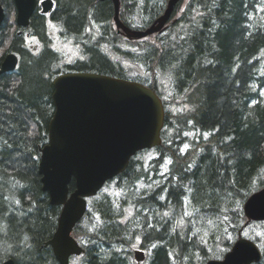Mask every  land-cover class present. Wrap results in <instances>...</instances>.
<instances>
[{
	"label": "trees",
	"instance_id": "16d2710c",
	"mask_svg": "<svg viewBox=\"0 0 264 264\" xmlns=\"http://www.w3.org/2000/svg\"><path fill=\"white\" fill-rule=\"evenodd\" d=\"M54 1L48 15L36 10L27 27H18L13 0H0V66L6 54L19 55L15 70L0 73V254L12 245L16 254L7 258L16 264H60L45 244L62 206L50 203L39 173L55 112L53 81L96 72L156 90L165 122L161 144L139 151L107 182L117 180L123 195L102 189L91 199L73 230L85 249L76 264H130L134 244L149 249L148 264L223 258L234 243L211 221L231 219L236 238L243 205L264 186V0H181L163 32L133 40L118 32L112 0ZM168 1L120 0V18L145 29ZM48 22L81 45L85 59L63 62L51 48ZM30 36L39 37L40 49L27 44ZM152 151L148 168L138 155ZM217 239L220 250L210 246ZM253 239L262 251L254 264H264L262 239Z\"/></svg>",
	"mask_w": 264,
	"mask_h": 264
},
{
	"label": "water",
	"instance_id": "95a60500",
	"mask_svg": "<svg viewBox=\"0 0 264 264\" xmlns=\"http://www.w3.org/2000/svg\"><path fill=\"white\" fill-rule=\"evenodd\" d=\"M112 1L118 31L129 39H142L163 32L181 0H169L165 11L145 29L127 26L120 18V0ZM15 2L18 23L28 25L38 0ZM41 4L47 13L55 2L43 0ZM3 19L0 7V25ZM16 64L17 57L8 55L0 71H10ZM53 84L55 112L49 141L41 148L39 173L50 203L62 206L57 230L47 244L60 264H71L72 255L84 252L72 232L87 211V199L123 172L138 151L161 144L165 108L149 86L108 74L68 72L56 77ZM244 211L247 223L264 220V187L250 195ZM135 257L141 262L145 254L136 250ZM260 258L258 246L241 236L223 259L207 264H252Z\"/></svg>",
	"mask_w": 264,
	"mask_h": 264
},
{
	"label": "rangeland",
	"instance_id": "374dc122",
	"mask_svg": "<svg viewBox=\"0 0 264 264\" xmlns=\"http://www.w3.org/2000/svg\"><path fill=\"white\" fill-rule=\"evenodd\" d=\"M176 19H177V17H173L172 21H175ZM58 30H59V28H57L55 25H53L52 22H48V31H49V34L51 37V40H50L51 48L57 50L63 56V62L72 63L78 59H85L84 53L81 49V45L76 44L75 40L69 36L64 37L62 35V33L57 34ZM34 41H35V39H31V41H29V44H35L36 42H34ZM139 70L142 72L143 71L142 67L136 66L134 68V71H139ZM161 82H162L161 88L164 91L165 90L168 91V89L171 85L169 79L166 76H163V77H161ZM155 156H156V154L152 151V152H148L147 154L141 153L140 155H138V159H143L145 162V165L148 168H150V166H151V160L150 159L152 157H155ZM161 170L164 173L167 170V165L162 166ZM259 177H262L264 179V169L262 170V173ZM256 183H257V185L260 184V182H258V181ZM141 187H147V185L144 183H141ZM259 189L260 188H257L256 190H259ZM103 190L111 193L115 197L123 195L122 194L123 192H122L120 185L117 184V180H113L112 182L108 183V185L105 186L103 188ZM243 210H244V205H243ZM221 215L222 214H220V216ZM223 215H225V214L223 213ZM244 215H245V213H244ZM246 222H247V217H246V219H244L241 222V224H240L241 226L239 228L238 235L236 238L233 237L235 233H234V231H232V227L234 226V224H232L231 219L225 220L224 217L222 216L218 219V221L215 220L213 223L211 221L210 224H211V227L214 225L224 227L225 232L227 231L228 238L232 239L233 243L239 238V233H241L244 238L250 239L252 241H254L253 237L260 236L262 239L261 243H262L263 248H264V221H262L258 224L254 223L252 221L249 222L248 224ZM219 240L220 239H217L216 241L211 242L210 246L212 247L215 245V248H219V250L222 249V247H224V246H222V241H219ZM9 247L10 248L6 249L8 251H5L2 254H0V255H3L0 258V260L3 259L2 263L4 261V258L8 257V255H10L12 253L16 254V253H14V250L12 249V245ZM135 249L145 250L146 258L144 259V261L141 264H148L149 249L142 248L141 245H137V244H134L132 246L131 253H130V255L128 254L129 263L130 264H138L137 260L135 259V255H134ZM228 250H230V248ZM228 250H226V252ZM79 262H80V257H78V256L72 257L71 264H76Z\"/></svg>",
	"mask_w": 264,
	"mask_h": 264
},
{
	"label": "bare ground",
	"instance_id": "6f19581e",
	"mask_svg": "<svg viewBox=\"0 0 264 264\" xmlns=\"http://www.w3.org/2000/svg\"><path fill=\"white\" fill-rule=\"evenodd\" d=\"M16 0H14V5H15V8H16V24H17V26L18 27H27L29 24H30V22H29V24L28 25H26V26H23V25H20L19 23H18V20H17V16H18V8H17V5H16V2H15ZM43 1V0H42ZM42 1L40 2V5L42 6ZM113 2V1H112ZM114 4V3H113ZM120 5H121V2H120ZM37 6H38V4H37ZM37 6H36V8H37ZM0 7H2V9H3V12H4V19H3V21H2V23H1V25H0V30L2 29V26H3V24H4V22H5V18H6V13H5V9H4V7H3V5H1L0 4ZM36 8H35V10H34V12H33V14L35 13V11H36ZM61 11V10H60ZM41 13H43V14H47V13H44L43 12V6H42V10H41ZM32 14V15H33ZM32 15H31V17H32ZM64 16V15H63ZM31 17H30V21H31ZM37 22V21H36ZM42 22V24H43V20L41 21ZM124 22V21H123ZM36 24H39V22L38 23H36ZM38 27V26H37ZM36 27V29H38ZM39 30V29H38ZM18 33H21V31H19ZM29 35V34H28ZM15 55L16 57H17V64H16V66H15V68L14 69H11L10 71H13V70H15L17 67H18V65H19V55L16 53V52H10V53H8V54H6L5 56H4V58H3V60H2V62H1V66H0V70H1V68H2V64H3V62L5 61V59L7 58V56L8 55ZM51 58V57H50ZM50 60V59H49ZM50 62V61H49ZM51 63V62H50ZM5 72H8V71H5ZM0 73H4V72H1L0 71ZM54 82V81H53ZM55 88V87H54ZM55 90V89H54ZM46 246H50V245H48L47 244V242H46V244H45ZM42 249V248H41ZM260 249V248H259ZM260 252H261V258H262V251H261V249H260ZM261 258H260V260H261ZM259 260V261H260ZM258 261V262H259ZM8 263H12V264H16V260H15V258H13V257H11V258H4V261H3V263L2 264H8ZM60 263V262H59ZM254 263H257V262H254ZM254 263H252V264H254Z\"/></svg>",
	"mask_w": 264,
	"mask_h": 264
},
{
	"label": "flooded vegetation",
	"instance_id": "af4514ba",
	"mask_svg": "<svg viewBox=\"0 0 264 264\" xmlns=\"http://www.w3.org/2000/svg\"><path fill=\"white\" fill-rule=\"evenodd\" d=\"M39 1L41 2L42 0H39ZM13 2H14V0H13ZM40 2H39L38 6H37V8H36V10H39V11L42 10V6L40 5ZM42 14H43V13H42ZM48 14H49V13L44 14V15H48ZM52 23H53V25H55L57 28H59L57 34L62 33L60 26H59L57 23H55V22H52ZM28 36H29V35H28ZM35 37H36V36H35ZM36 39L38 40V44H40L41 42H40L39 37H36ZM39 46H40V45L37 46V44H36V45H35V48L38 49Z\"/></svg>",
	"mask_w": 264,
	"mask_h": 264
}]
</instances>
